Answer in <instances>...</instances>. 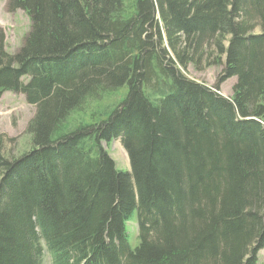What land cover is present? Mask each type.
<instances>
[{
  "label": "trees",
  "instance_id": "trees-1",
  "mask_svg": "<svg viewBox=\"0 0 264 264\" xmlns=\"http://www.w3.org/2000/svg\"><path fill=\"white\" fill-rule=\"evenodd\" d=\"M7 5L31 27L16 52L0 46V93L24 95L36 112L30 148L11 159L0 149V264H42L45 253L50 264H258L264 0ZM222 59L213 88L182 73ZM231 76L226 98L218 84ZM123 86L89 123L68 125ZM118 138L130 172L102 147Z\"/></svg>",
  "mask_w": 264,
  "mask_h": 264
},
{
  "label": "rangeland",
  "instance_id": "rangeland-1",
  "mask_svg": "<svg viewBox=\"0 0 264 264\" xmlns=\"http://www.w3.org/2000/svg\"><path fill=\"white\" fill-rule=\"evenodd\" d=\"M7 6V0H0V46L7 52L14 53L20 48L25 35L30 31L31 21L22 9L17 8L9 11ZM204 64L201 68H195L189 64L186 69H182V73L192 80L213 88L217 84L220 74L223 73V59L220 63ZM220 80L218 93L230 98L233 93L235 77L231 76L223 81ZM111 89L113 88L103 91L98 98L82 104L81 108L72 112L67 118L68 125L73 126L80 122L89 123L92 118L96 117L91 110L109 107L116 102L119 96L126 93V87L123 86L118 89V94L113 97L110 96ZM35 112V105L28 103L24 95L9 90L0 93V149L5 157L10 159L18 157L30 148L31 136L28 125ZM101 144L118 169L131 170L128 154L126 157L119 138L113 139L110 143L102 142ZM136 212L135 210L126 225L127 237L132 247L138 244ZM262 263H264V249L258 252V264ZM42 264H50L46 253L43 256Z\"/></svg>",
  "mask_w": 264,
  "mask_h": 264
},
{
  "label": "bare ground",
  "instance_id": "bare-ground-1",
  "mask_svg": "<svg viewBox=\"0 0 264 264\" xmlns=\"http://www.w3.org/2000/svg\"><path fill=\"white\" fill-rule=\"evenodd\" d=\"M105 90V89H104ZM66 130V129H65ZM70 130V129H69ZM72 131V130H71ZM123 152H124V154H125V156L127 157V153H126V151L123 149Z\"/></svg>",
  "mask_w": 264,
  "mask_h": 264
}]
</instances>
